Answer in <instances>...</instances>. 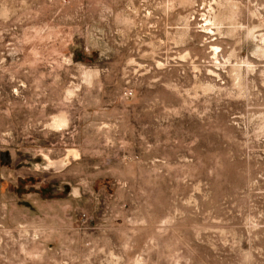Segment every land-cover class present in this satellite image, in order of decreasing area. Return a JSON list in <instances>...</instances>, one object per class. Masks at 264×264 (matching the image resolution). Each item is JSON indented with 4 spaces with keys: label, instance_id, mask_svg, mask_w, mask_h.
<instances>
[{
    "label": "rangeland",
    "instance_id": "374dc122",
    "mask_svg": "<svg viewBox=\"0 0 264 264\" xmlns=\"http://www.w3.org/2000/svg\"><path fill=\"white\" fill-rule=\"evenodd\" d=\"M0 264H264V0H0Z\"/></svg>",
    "mask_w": 264,
    "mask_h": 264
}]
</instances>
